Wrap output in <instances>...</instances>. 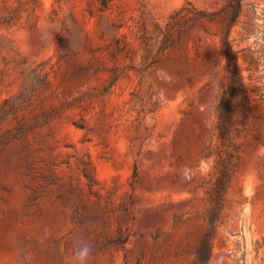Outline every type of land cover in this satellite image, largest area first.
I'll return each instance as SVG.
<instances>
[{
  "label": "rangeland",
  "instance_id": "374dc122",
  "mask_svg": "<svg viewBox=\"0 0 264 264\" xmlns=\"http://www.w3.org/2000/svg\"><path fill=\"white\" fill-rule=\"evenodd\" d=\"M225 2L0 0V264L77 243L89 264H195L221 160L208 264H264V0L230 28L252 112L221 136V25L190 17Z\"/></svg>",
  "mask_w": 264,
  "mask_h": 264
},
{
  "label": "trees",
  "instance_id": "16d2710c",
  "mask_svg": "<svg viewBox=\"0 0 264 264\" xmlns=\"http://www.w3.org/2000/svg\"><path fill=\"white\" fill-rule=\"evenodd\" d=\"M103 4L104 1H103ZM242 6V0H226L225 4L215 11H204L198 9L196 12L192 13L190 18H207L209 20H216L221 25L220 34V55L223 59V64L225 67L224 79L222 82L221 95L216 103V111L220 119V134L225 136L231 128L236 125L238 120H247L251 114V105L249 98L246 93V88L244 86L240 67L237 63V55L232 49L231 41L229 39V32L231 26L237 20ZM180 11V8L175 10L167 26L163 31L161 46L165 49L174 44L180 35H172L174 31V23L177 24L176 13ZM197 52L198 49H197ZM214 61H217V57H214ZM237 101L241 102V116L238 117L235 114V103ZM193 133L196 131L192 129ZM220 176L218 178V187L216 189V195L213 198L210 190H207V199L211 201L206 215V221L208 223V228L202 233L199 244L196 248L195 264H208L209 253L211 251L212 237L215 230V224L220 217V213L223 207V201L225 198L227 183L229 181V165L224 164L221 160ZM137 172L134 170L133 176H136Z\"/></svg>",
  "mask_w": 264,
  "mask_h": 264
},
{
  "label": "clouds",
  "instance_id": "9594fccd",
  "mask_svg": "<svg viewBox=\"0 0 264 264\" xmlns=\"http://www.w3.org/2000/svg\"><path fill=\"white\" fill-rule=\"evenodd\" d=\"M92 246L87 243H77L70 259V264H89Z\"/></svg>",
  "mask_w": 264,
  "mask_h": 264
}]
</instances>
